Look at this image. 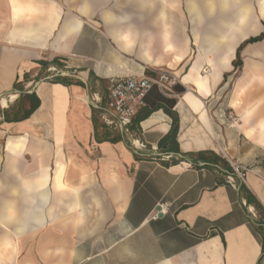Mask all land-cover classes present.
<instances>
[{
  "label": "crops",
  "instance_id": "0c3cea01",
  "mask_svg": "<svg viewBox=\"0 0 264 264\" xmlns=\"http://www.w3.org/2000/svg\"><path fill=\"white\" fill-rule=\"evenodd\" d=\"M263 33L264 0H0V264H264L232 169L264 159ZM151 70L175 94L107 125L109 79Z\"/></svg>",
  "mask_w": 264,
  "mask_h": 264
},
{
  "label": "built area",
  "instance_id": "2783aa9c",
  "mask_svg": "<svg viewBox=\"0 0 264 264\" xmlns=\"http://www.w3.org/2000/svg\"><path fill=\"white\" fill-rule=\"evenodd\" d=\"M180 82L179 76L169 70H151L142 74L112 77L109 79L107 92V109L112 117L104 113L102 119L107 125L126 131L140 108L146 105L147 97L153 89L172 96ZM232 169L242 179L248 173H255L264 180V159L253 165L235 161ZM228 181L233 182V177L228 176ZM158 216L159 211L154 214L155 218Z\"/></svg>",
  "mask_w": 264,
  "mask_h": 264
},
{
  "label": "trees",
  "instance_id": "16d2710c",
  "mask_svg": "<svg viewBox=\"0 0 264 264\" xmlns=\"http://www.w3.org/2000/svg\"><path fill=\"white\" fill-rule=\"evenodd\" d=\"M264 37V33L256 38H251L250 41H256L259 40L261 38ZM240 53H238V61H236V64H240L241 63V59H240ZM31 111V110H30ZM28 111V112H30ZM177 131H178V119L176 116H174V123L172 126V129L170 131V133L162 140V144H171L168 148H171L175 151H178V148L175 146L177 144V140H176V135H177ZM119 137L114 138V140H118ZM242 189L244 190V192L246 193V196L248 198V201L252 204L255 205V207L258 209V211H260L262 218L264 217V209L262 207V205L258 202V200L253 196V194L244 186H242ZM264 239V237H263ZM263 250H264V240H263Z\"/></svg>",
  "mask_w": 264,
  "mask_h": 264
},
{
  "label": "rangeland",
  "instance_id": "374dc122",
  "mask_svg": "<svg viewBox=\"0 0 264 264\" xmlns=\"http://www.w3.org/2000/svg\"><path fill=\"white\" fill-rule=\"evenodd\" d=\"M93 89H94V88H93ZM102 91H103V90H102ZM101 95H102L101 97H102V100H103V99L105 98V94H104V92H102Z\"/></svg>",
  "mask_w": 264,
  "mask_h": 264
},
{
  "label": "water",
  "instance_id": "95a60500",
  "mask_svg": "<svg viewBox=\"0 0 264 264\" xmlns=\"http://www.w3.org/2000/svg\"><path fill=\"white\" fill-rule=\"evenodd\" d=\"M158 209H160V208H158Z\"/></svg>",
  "mask_w": 264,
  "mask_h": 264
}]
</instances>
